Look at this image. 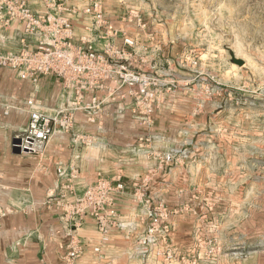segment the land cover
Segmentation results:
<instances>
[{
    "label": "rangeland",
    "instance_id": "rangeland-1",
    "mask_svg": "<svg viewBox=\"0 0 264 264\" xmlns=\"http://www.w3.org/2000/svg\"><path fill=\"white\" fill-rule=\"evenodd\" d=\"M121 3L123 22L140 31L133 37H153L150 65L131 66L150 74L161 99L150 121L138 119L147 129L140 142L155 137L159 163L147 175L166 171L171 184L162 198L136 192L149 219L125 230L117 264H264V0ZM151 214L161 218L153 233ZM71 215L63 214L69 228ZM68 245L82 253L77 240ZM8 258L0 250V264Z\"/></svg>",
    "mask_w": 264,
    "mask_h": 264
},
{
    "label": "crops",
    "instance_id": "crops-1",
    "mask_svg": "<svg viewBox=\"0 0 264 264\" xmlns=\"http://www.w3.org/2000/svg\"><path fill=\"white\" fill-rule=\"evenodd\" d=\"M108 1L103 0V8L113 26L127 28L132 37L137 35L140 31L136 24L123 22L122 14L117 13L122 0L111 1L116 13H109ZM29 3L36 12L50 11L42 0H29ZM87 3L88 0H65L56 7V13L72 19L76 43H81V38L86 36L94 47L103 50V39L88 29L92 22L83 11ZM23 33L21 20L5 24L0 14V52L19 51ZM139 38L137 52L133 54L128 50L125 62L134 67H148L155 54L150 50L153 37ZM116 40L121 45V38ZM34 43L31 38L29 44ZM126 90L127 87L119 89L113 79L104 80L102 87L85 92V104L96 99L93 110H77L70 128L57 124L40 151L14 153L13 139L22 137L29 121L28 100L33 99L36 108L54 114L60 107L70 106L75 91L56 76L42 75L34 82L0 65V205L10 210L0 226V250L13 257L4 264H117L121 260L120 239L125 230L140 231L146 227L149 218L134 203L136 192L140 189L152 194L160 191L158 197L162 198L171 183L166 171L158 180L154 179V174L147 175L159 163L158 152L151 143L154 136L141 144L140 137L147 129L131 113L132 97L122 95ZM160 113L161 110L155 115L157 119L163 116ZM71 165L77 168L76 178L58 174L60 166L69 171ZM100 177L107 178L113 185L118 180L125 184L123 190L111 194L118 214L110 216L104 241L90 204L83 206L86 215L82 225L69 228L63 219L66 211L74 212L77 198L85 188ZM72 239L80 242L82 248L76 258L68 255L72 249L68 243ZM97 246L101 251H96Z\"/></svg>",
    "mask_w": 264,
    "mask_h": 264
},
{
    "label": "built area",
    "instance_id": "built-area-1",
    "mask_svg": "<svg viewBox=\"0 0 264 264\" xmlns=\"http://www.w3.org/2000/svg\"><path fill=\"white\" fill-rule=\"evenodd\" d=\"M50 11L41 13L34 11L29 0H0V14L3 22L10 24L19 19L24 24L22 47L17 52H0V65L15 70L22 79L36 82L42 75L56 76L67 88L75 91V98L70 106L60 107L52 114L36 108L33 99L28 100L30 105L29 121L22 135V149L25 152L40 151L56 130V125L70 128L74 120V113L82 108L93 110L96 102L84 103L85 92L89 89L102 87L104 80L113 79L119 89L127 87L123 97L131 95L129 105L131 113L142 120L150 121L161 99L158 96L155 80L142 68H133L128 65L125 55L128 50L135 52L140 45V39L129 36L113 26V23L104 13L103 0H88L83 11L89 15L91 25L88 29L98 34L103 39V50L94 47L93 42L86 36L81 38V43L74 41V23L71 18L56 13V7L63 5L65 0H42ZM138 15L136 12L134 16ZM133 20V15L130 16ZM135 22L142 28L146 26L142 19L136 18ZM104 34H101L103 30ZM122 40L117 44V38ZM35 43L31 46L30 39ZM136 53V52H135ZM161 95V92H159ZM173 159L171 154L163 157L162 161L169 164ZM77 168L71 165L69 171L60 166L58 174L70 179L76 178ZM112 184L107 178L100 177L95 183L88 185L84 192L78 196L74 212L70 213L74 226L81 225L86 215L84 205L92 206V213L96 216L99 230L105 236L110 225V216L118 213L112 201V192L123 190L125 184L122 180ZM140 197H143L141 194ZM8 209L0 207V216H4ZM149 232L153 233L158 228L161 218L151 214ZM169 231V226H164ZM100 251V248H96ZM80 249L74 246L69 251V256L76 257Z\"/></svg>",
    "mask_w": 264,
    "mask_h": 264
},
{
    "label": "water",
    "instance_id": "water-1",
    "mask_svg": "<svg viewBox=\"0 0 264 264\" xmlns=\"http://www.w3.org/2000/svg\"><path fill=\"white\" fill-rule=\"evenodd\" d=\"M22 138L17 136L13 139V151L14 153H22L23 151H27V149H22L21 147Z\"/></svg>",
    "mask_w": 264,
    "mask_h": 264
}]
</instances>
